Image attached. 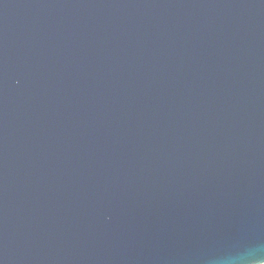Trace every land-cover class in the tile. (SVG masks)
<instances>
[{
  "label": "water",
  "instance_id": "obj_1",
  "mask_svg": "<svg viewBox=\"0 0 264 264\" xmlns=\"http://www.w3.org/2000/svg\"><path fill=\"white\" fill-rule=\"evenodd\" d=\"M0 264H264V0H0Z\"/></svg>",
  "mask_w": 264,
  "mask_h": 264
}]
</instances>
